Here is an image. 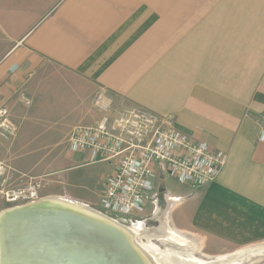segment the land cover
I'll return each instance as SVG.
<instances>
[{
  "label": "crops",
  "instance_id": "0c3cea01",
  "mask_svg": "<svg viewBox=\"0 0 264 264\" xmlns=\"http://www.w3.org/2000/svg\"><path fill=\"white\" fill-rule=\"evenodd\" d=\"M44 97L73 118L67 134L130 105L224 151L204 186H169L158 164L138 219L214 253L264 242V0H0V102L24 132Z\"/></svg>",
  "mask_w": 264,
  "mask_h": 264
},
{
  "label": "built area",
  "instance_id": "2783aa9c",
  "mask_svg": "<svg viewBox=\"0 0 264 264\" xmlns=\"http://www.w3.org/2000/svg\"><path fill=\"white\" fill-rule=\"evenodd\" d=\"M17 132L10 108L0 102V140L13 139ZM66 153L80 155L77 166L111 165V172L102 178L104 190L96 208L110 217L133 218L138 223L147 221H140L138 216L146 208V194L154 189L158 164L164 165L178 183L204 186L217 178L228 160L227 153L212 149L206 140L175 128L169 118L139 106L93 126L73 127ZM6 183L0 161V198L14 204L37 200L39 184L12 188Z\"/></svg>",
  "mask_w": 264,
  "mask_h": 264
},
{
  "label": "rangeland",
  "instance_id": "374dc122",
  "mask_svg": "<svg viewBox=\"0 0 264 264\" xmlns=\"http://www.w3.org/2000/svg\"><path fill=\"white\" fill-rule=\"evenodd\" d=\"M24 100L28 103L27 99ZM49 100L51 99L48 97L39 100L38 104H41L40 110H36L29 115L24 124V132L19 128L16 137L13 139L0 140V161L4 165L6 184L12 188H28L39 184V187H37V200L46 196L58 195L72 199L65 194L68 193L77 198L90 200L95 205L87 204L94 208L100 207V197L104 190L102 178L112 167L107 163L73 167L74 164L69 160L66 153L67 133L71 129L73 118L65 111L56 109L55 106L49 107L53 104L51 102L48 103ZM129 106L123 107L129 108ZM122 112L115 109V111L111 112V116L112 118L119 117ZM260 122H262V118ZM167 183L169 186L178 185L175 179H170ZM72 200L80 201L77 199ZM27 203L29 202L14 204L0 198V212L7 208ZM150 211L151 209L146 207L144 214H149ZM165 212L164 210L161 213V219ZM115 217L128 226L134 225L133 227L141 233L139 241L147 242L150 239L163 252L169 253L170 251L174 254L186 256L193 254L203 259H213L243 248L227 245L217 249L216 253H214L207 246H204L200 236L192 233H182L192 241L191 247L182 246L171 239L170 241L163 239L165 232L162 231V220L160 219L158 221L149 218L148 221L142 222L140 220L141 222L139 221L140 223H138L134 219H126L123 216ZM154 230L160 231L161 235L154 234L152 232ZM254 245L264 246V242ZM241 264H264V254L246 258Z\"/></svg>",
  "mask_w": 264,
  "mask_h": 264
},
{
  "label": "water",
  "instance_id": "95a60500",
  "mask_svg": "<svg viewBox=\"0 0 264 264\" xmlns=\"http://www.w3.org/2000/svg\"><path fill=\"white\" fill-rule=\"evenodd\" d=\"M137 233L87 203L46 196L0 212V264H160Z\"/></svg>",
  "mask_w": 264,
  "mask_h": 264
},
{
  "label": "bare ground",
  "instance_id": "6f19581e",
  "mask_svg": "<svg viewBox=\"0 0 264 264\" xmlns=\"http://www.w3.org/2000/svg\"><path fill=\"white\" fill-rule=\"evenodd\" d=\"M59 197H64V196H59ZM133 226L134 225L129 227L136 230V228H134ZM162 231L165 232V235L164 236L162 235L164 240L170 241L171 239L172 241H175L176 243L181 244L182 246L191 247L192 241L189 238L182 235L181 233L176 232L174 229L169 227L167 221L165 222V228L163 227ZM152 232L154 234L161 235V232L158 230H154ZM140 235L141 233L138 231L137 241L140 244H142L144 247H146L151 253H153L160 264H241L246 258L264 254V246L256 245V246H251V247L249 246L246 248H242L232 253L218 256L217 258L203 259L193 254L186 256L183 254H174L170 251L169 253L163 252L159 248V246L154 244L150 239L147 242L139 241Z\"/></svg>",
  "mask_w": 264,
  "mask_h": 264
},
{
  "label": "flooded vegetation",
  "instance_id": "af4514ba",
  "mask_svg": "<svg viewBox=\"0 0 264 264\" xmlns=\"http://www.w3.org/2000/svg\"><path fill=\"white\" fill-rule=\"evenodd\" d=\"M148 221V220H147ZM146 223H148V222H146Z\"/></svg>",
  "mask_w": 264,
  "mask_h": 264
}]
</instances>
